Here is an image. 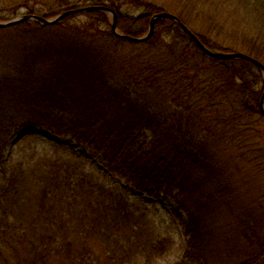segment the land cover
Segmentation results:
<instances>
[{
	"label": "trees",
	"instance_id": "trees-1",
	"mask_svg": "<svg viewBox=\"0 0 264 264\" xmlns=\"http://www.w3.org/2000/svg\"><path fill=\"white\" fill-rule=\"evenodd\" d=\"M58 4L29 13L106 6L118 33L143 37L166 12L206 47L264 64V0ZM112 25L98 10L0 28L15 40L0 57V264L150 263L174 248L145 208L77 160L42 157L4 169L20 129L69 138L132 189L171 202L185 236L173 264H264L261 69L210 57L170 18L157 19L145 42L118 37ZM233 36L239 46L227 43Z\"/></svg>",
	"mask_w": 264,
	"mask_h": 264
},
{
	"label": "rangeland",
	"instance_id": "rangeland-1",
	"mask_svg": "<svg viewBox=\"0 0 264 264\" xmlns=\"http://www.w3.org/2000/svg\"><path fill=\"white\" fill-rule=\"evenodd\" d=\"M59 1L61 0H0V21H3L2 18L12 20L29 14L33 7L36 10H42L43 12L40 14H46L49 10L45 5L54 4V7H57ZM77 1L79 0H70L71 3ZM75 7L72 9L88 6L80 4ZM137 13L139 12H134L132 15H137ZM238 33L239 31L234 34L237 35ZM4 38V34L0 31V57L7 51L3 46L15 41L14 39ZM227 39L229 40L227 43L235 46L240 44L238 42L240 40L239 37H226ZM238 48L236 47V49ZM230 50L235 51V48ZM42 157L77 160L83 164L86 172L93 174L101 183L111 189L122 192L137 206L145 208L158 231L172 238L174 248L168 254L157 257L150 263L141 260L139 264H173L181 258L185 248V236L181 227L183 216L174 211L171 202L162 197L150 196L132 189L122 177L110 171L99 157L69 138L57 136L46 131L28 133L26 129H20L11 137L6 148L3 168L6 169L8 166L16 164L30 165Z\"/></svg>",
	"mask_w": 264,
	"mask_h": 264
},
{
	"label": "water",
	"instance_id": "water-1",
	"mask_svg": "<svg viewBox=\"0 0 264 264\" xmlns=\"http://www.w3.org/2000/svg\"><path fill=\"white\" fill-rule=\"evenodd\" d=\"M98 10L108 12L111 14V16L113 18L112 29L118 37L126 38V39H129V40L134 41V42H145V41L149 40L154 33V26H155V22L157 19H159V18L173 19L174 21H176L180 25H182L183 29L192 37V39H194L196 44L210 57L215 58V59H219V60L245 59V60L255 64L257 67H259L261 69L263 77H264V64H262L260 61L254 59V58H252V57H250V56H248L242 52H236V51L221 52V51L212 50V49L206 47L198 39V37L196 35H194V33H192L181 22V20L178 17H176L170 13H166V12H161V13H158V14L153 16V18L151 20L149 32L144 37L125 36L123 34L118 33L117 14L111 8L106 7V6H88V7L78 8V9H70V10H66V11L58 14L57 16H55L54 18H51V19L39 16L36 14H26V15H22L20 17H16L15 19H12L10 21H5V22L0 21V28L11 27V26H14V25L26 22V21H36L42 25H54V24L59 23L60 21H62L66 17L72 16V15H77V14H83V13H87V12H92V11H98ZM261 111L264 115V96H263V99L261 102ZM29 132L30 131H28V133Z\"/></svg>",
	"mask_w": 264,
	"mask_h": 264
}]
</instances>
